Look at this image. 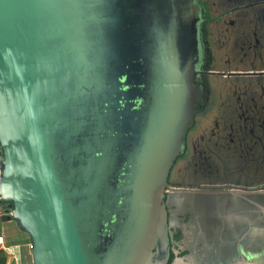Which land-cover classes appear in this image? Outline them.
<instances>
[{"label":"water","instance_id":"1","mask_svg":"<svg viewBox=\"0 0 264 264\" xmlns=\"http://www.w3.org/2000/svg\"><path fill=\"white\" fill-rule=\"evenodd\" d=\"M204 20L200 0H0V198L32 264L166 261V189L203 96ZM262 183L210 188L264 200ZM262 232L255 249L197 264H264Z\"/></svg>","mask_w":264,"mask_h":264},{"label":"flooded vegetation","instance_id":"2","mask_svg":"<svg viewBox=\"0 0 264 264\" xmlns=\"http://www.w3.org/2000/svg\"><path fill=\"white\" fill-rule=\"evenodd\" d=\"M226 1L229 5L232 2V0ZM200 4L204 8L205 16L200 31L207 44L203 74L199 79L203 96L198 103L194 125L186 135V150L176 160L170 172V186L166 189L168 194L165 198L169 254L166 261L160 264H191L192 261L195 264L201 260L197 252L200 253L202 249L205 255L210 252L208 249L205 250L206 244H203L205 237L209 235L203 234L200 231L202 228L199 230L197 215L195 216L197 208L193 204L201 197V193L194 191H214V188L210 187L216 185L209 181L207 189L192 188L201 185L197 184L198 180L203 182L202 176H208L209 173L208 166L203 167L198 164L200 143L207 149L208 154L218 152L222 153L223 157L228 156L229 160L226 162H216L217 165H213L214 172L217 171L223 179L226 172L230 171L248 176L257 183L264 182V74L259 76L247 74L242 78H233L228 110L230 116L228 120L226 116L225 119H220L219 123L216 118L214 120L211 117L213 111L210 98L211 82L215 76L207 74L208 71L214 70L216 49L220 47L218 44L220 38L216 37L218 27L225 32L222 36L228 41L223 62L237 54L234 50L235 46L241 54V61L245 64L244 72H264V0H244L241 17L235 19L224 15L212 17L209 0H200ZM232 35H236L233 47L229 44ZM177 165L179 166L175 169ZM222 183L224 182H220ZM183 186L188 189H181ZM218 192L225 193L224 190ZM183 195L186 197V204H182ZM257 197L258 202L264 204L263 197L261 195ZM253 199L256 200L250 196V201ZM261 233H263L262 229Z\"/></svg>","mask_w":264,"mask_h":264},{"label":"crops","instance_id":"3","mask_svg":"<svg viewBox=\"0 0 264 264\" xmlns=\"http://www.w3.org/2000/svg\"><path fill=\"white\" fill-rule=\"evenodd\" d=\"M209 0L210 9L212 11V17H219L224 15V17H230L235 19L241 17V12L243 10L244 0ZM225 12V14H224ZM233 34V33H232ZM236 35H232L229 41L231 47H233ZM234 50L237 54H234L231 59L229 58L224 67L220 65L223 62L221 58L217 59L215 57L214 70L223 72H236L245 71L243 68L245 64L241 61V54L238 53V48L234 46ZM217 55V51L215 53ZM240 76L239 78H242ZM234 77H218L212 78L211 85V101H212V119H217L219 123L220 119H229V108H230V95L232 90V82ZM225 80V81H224ZM227 81V82H226ZM225 84V85H224ZM228 87H227V86ZM199 148L198 164L203 167L208 168V176H202L204 181L207 183L220 184V182H234L240 186H245L256 188L257 186L263 184L262 182L257 183V181L252 180V178L234 174L232 172H226L223 176H219L218 172H214V164L216 162H226L229 160L226 156L223 157L222 153L215 152L214 154L209 153L207 149L201 145ZM213 147V146H212ZM211 147V150H212ZM215 156V157H214ZM230 156V155H229ZM212 158V161H210ZM207 163V165H206ZM247 188V187H246ZM245 188V189H246ZM241 189V188H240ZM233 190L232 194L220 193L216 190H199L194 191L196 193H201V197L194 201L193 204L196 206L195 216L197 215L198 228H202L200 231L209 235L208 237H202L204 240L205 250H209V254L206 253L207 257L205 259L214 260L217 263L218 260H224L230 255H233L236 250L244 249L246 252L253 247H257L262 239V216L260 213V208H262V202H258L259 195H262L261 191H248V190ZM184 196V195H183ZM182 196V204H186V197ZM250 196L254 197L256 200L250 201ZM180 200V201H181ZM192 227V225H191ZM207 250V251H208ZM230 250V252H229ZM198 258L201 261L204 258V250L197 252ZM199 260V262H201ZM198 262H196L197 264Z\"/></svg>","mask_w":264,"mask_h":264},{"label":"rangeland","instance_id":"4","mask_svg":"<svg viewBox=\"0 0 264 264\" xmlns=\"http://www.w3.org/2000/svg\"><path fill=\"white\" fill-rule=\"evenodd\" d=\"M211 26V24H210ZM208 29V28H207ZM210 30V28H209ZM208 30V31H209ZM222 28L218 27L217 31H216V37L220 38L218 44H219V48L216 49L217 51V59L221 58V60L225 59V51H226V46H227V42L225 40V37L222 36L223 34H225V32L221 31ZM215 33V30L214 32ZM212 41V40H211ZM222 42V43H221ZM223 67L225 65V62H220ZM181 162V161H180ZM179 162V163H180ZM179 165H177L175 167V169L178 168ZM2 231L3 234L6 238L7 244L11 247V248H17L19 251V254L21 256V263L20 264H32L31 263V257L29 255L28 252V237L25 233H23L20 229L17 228L15 222L13 220L10 221H4L2 223ZM6 264H13L12 261L7 260Z\"/></svg>","mask_w":264,"mask_h":264},{"label":"built area","instance_id":"5","mask_svg":"<svg viewBox=\"0 0 264 264\" xmlns=\"http://www.w3.org/2000/svg\"><path fill=\"white\" fill-rule=\"evenodd\" d=\"M2 175V164L0 162V180ZM10 215L9 212H6V205L1 201L0 198V250L3 251L10 261L13 264H20L21 256L19 254L18 249L11 248L5 239V236L2 231V223L4 222L3 218Z\"/></svg>","mask_w":264,"mask_h":264},{"label":"trees","instance_id":"6","mask_svg":"<svg viewBox=\"0 0 264 264\" xmlns=\"http://www.w3.org/2000/svg\"><path fill=\"white\" fill-rule=\"evenodd\" d=\"M204 30H205V28H204ZM7 260H9L7 255L3 251L0 250V264H6Z\"/></svg>","mask_w":264,"mask_h":264},{"label":"clouds","instance_id":"7","mask_svg":"<svg viewBox=\"0 0 264 264\" xmlns=\"http://www.w3.org/2000/svg\"><path fill=\"white\" fill-rule=\"evenodd\" d=\"M20 263H21V261H20Z\"/></svg>","mask_w":264,"mask_h":264}]
</instances>
